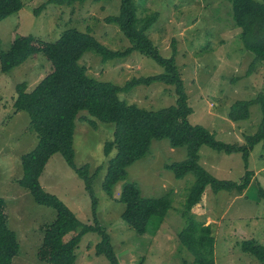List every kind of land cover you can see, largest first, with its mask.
Listing matches in <instances>:
<instances>
[{"label": "rangeland", "instance_id": "obj_1", "mask_svg": "<svg viewBox=\"0 0 264 264\" xmlns=\"http://www.w3.org/2000/svg\"><path fill=\"white\" fill-rule=\"evenodd\" d=\"M22 8L0 20V51L7 50L17 34H32L54 40L62 30L76 27L89 31L111 49L123 50L132 45L114 23L105 17L117 15L120 0H101L55 4L48 0H21ZM261 1V0H256ZM42 4H44L42 6ZM42 6V7H41ZM136 15L158 13L147 30L153 45L164 57L173 53L192 108L188 119L200 124L224 142L243 144L245 136L256 131L262 112L259 104L249 106V117L233 121L228 112L237 100L253 99L264 92V60L247 50L240 29L232 19L229 0H135ZM40 8L38 15L34 9ZM79 63L95 79L123 86L133 77L164 72L151 57L133 50L122 59L102 61L93 50H86ZM50 71L42 53L30 57L8 72L0 69V196L5 200L8 226L15 231L20 247L12 264H46L37 259L44 227L56 215L53 208L37 204L31 194L21 188L17 179L22 174L20 156L34 147L36 133L29 129L26 111H14L16 85L25 82L31 90ZM120 99L140 107L158 109L176 102L174 86L155 81L140 84L119 93ZM79 116L91 117L86 111ZM92 127L86 120H76L73 134L74 161L87 163L92 174L102 167L93 181L97 198V222L108 233L118 264H195L193 256L178 237L187 225L183 214L195 176L191 172L177 178L166 167L186 158V147H172L167 138L151 140L149 151L126 168L124 180L114 184L108 194L102 187L108 157L104 143L113 137V123L96 121ZM112 155V153H111ZM110 155V156H111ZM199 163L220 179L238 181L244 174L245 162L240 152L224 153L207 145L199 150ZM247 168L253 176L242 198L235 191L214 192L207 186L193 217L210 224L214 236L216 264H262L241 242L253 239L264 245V143H257L249 153ZM42 187L57 195L78 217L94 224L91 198L83 180L67 165L60 153L51 155L39 177ZM126 181L138 185L144 197L167 196L171 206L165 217L152 216L147 230L140 235L121 218L124 204L117 200ZM263 195H260V189ZM210 220V221H209ZM97 232L84 234L75 250L73 264H110L104 255H97Z\"/></svg>", "mask_w": 264, "mask_h": 264}, {"label": "trees", "instance_id": "obj_2", "mask_svg": "<svg viewBox=\"0 0 264 264\" xmlns=\"http://www.w3.org/2000/svg\"><path fill=\"white\" fill-rule=\"evenodd\" d=\"M85 1L48 0L55 4ZM229 1L232 4V19L240 29L243 44L255 55L250 64L252 67V64H257L255 62L264 60V0ZM22 6L21 0H0V20L19 11ZM39 10L40 8L34 9V14L38 15ZM157 17L158 13L154 12L138 19L135 0H120L118 14L107 16L104 20L116 24L132 42L131 46L123 50L108 48L89 31L69 27L62 30L54 40L42 39L32 34H17L10 47L0 51V69L3 72L10 71L30 57H37L39 53L50 64V71L31 90H26L25 82L17 84V94L13 101L14 111L28 113L29 129L37 137L34 147L20 156L22 174L17 183L31 194L37 204L51 207L56 212L54 220L44 227L42 241L36 251L37 259L41 262L73 264L76 260L75 250L82 236L91 231L101 236L95 245L96 254L104 255L110 264H118L110 237L97 222L95 215L97 198L93 181L102 167H98L91 174L87 163L77 166L74 161L75 122L86 120L94 128L97 127L96 121L114 124L113 137L104 143L103 148L104 154L109 157L102 187L108 194L112 193L114 184L125 179L126 168L149 151L152 139L167 138L172 147H186L187 156L184 160L166 165L177 178L188 172L195 176L183 213L187 225L179 231L178 237L193 256L195 264H216L211 225L197 221L192 215V209L200 203L207 186L214 192L227 190L237 194H241L248 187L254 174L247 168L249 153L257 143H264V92L253 99L237 100L230 106L228 117L233 121L247 119L251 104L256 103L261 107L259 126L254 133L245 136L243 144L224 142L203 125L192 124L188 119L192 108L188 103L181 74L174 62V39L172 55L164 57L147 35V30ZM88 49L100 55L103 62L122 59L131 51L137 50L155 60L164 68V72L133 77L123 86L95 79L79 63L82 54ZM155 81L174 86L177 96L174 104L148 109L135 103H127L119 97L122 91ZM83 110L93 118L79 116ZM202 145L227 154L240 152L246 168L242 177L238 181L220 179L207 171L199 163V150ZM57 152L83 180L91 198L94 224L80 220L57 195L42 187L39 177L51 155ZM262 192L261 188L260 195H263ZM117 200L124 204L122 220L140 235L146 232L152 216L162 220L171 206L167 196H142L138 185L130 181L122 184ZM5 207V200L0 196V264H12L20 244L15 231L8 226ZM241 247L264 264V245L247 239L241 242Z\"/></svg>", "mask_w": 264, "mask_h": 264}, {"label": "crops", "instance_id": "obj_3", "mask_svg": "<svg viewBox=\"0 0 264 264\" xmlns=\"http://www.w3.org/2000/svg\"><path fill=\"white\" fill-rule=\"evenodd\" d=\"M245 194H246V193H244V191H243L241 194H239V195H234L232 198H234V197L242 198ZM209 221H210V220H209ZM214 254H215V253H214ZM214 259H215V256H214ZM215 263H216V261H215Z\"/></svg>", "mask_w": 264, "mask_h": 264}]
</instances>
